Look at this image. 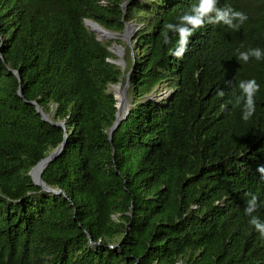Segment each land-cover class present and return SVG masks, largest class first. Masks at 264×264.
Returning <instances> with one entry per match:
<instances>
[{
    "label": "trees",
    "instance_id": "16d2710c",
    "mask_svg": "<svg viewBox=\"0 0 264 264\" xmlns=\"http://www.w3.org/2000/svg\"><path fill=\"white\" fill-rule=\"evenodd\" d=\"M196 2L0 0V264H264V237L244 212L253 193L264 221V59L238 60L264 49V0H218L248 19L239 31L196 30L177 59L164 25ZM85 20L117 37L126 24L137 31L130 45L102 42ZM128 73V113L110 142L108 89ZM249 79L260 90L244 121L229 101ZM160 88L168 96L150 98ZM31 101L65 125L63 153L42 173L58 196L28 173L64 130Z\"/></svg>",
    "mask_w": 264,
    "mask_h": 264
},
{
    "label": "clouds",
    "instance_id": "9594fccd",
    "mask_svg": "<svg viewBox=\"0 0 264 264\" xmlns=\"http://www.w3.org/2000/svg\"><path fill=\"white\" fill-rule=\"evenodd\" d=\"M248 19V16L231 6L225 5L223 8L218 7V0H197L192 5L189 12L179 17L178 23H166L164 25L165 43H170L167 33L178 35V46L172 53L177 59H181L187 51L189 38L193 33L206 25L223 24L233 31H239L241 26ZM251 59L257 61L264 59V49L249 48L247 51H240L238 60L248 63ZM239 95H234L233 100L229 101L233 107L242 106V120L248 121L255 114V97L260 90V85L255 79L242 80L238 84ZM224 96L223 91L217 93ZM256 171L264 178V165L257 167ZM249 199L246 201L244 209L245 215L250 217L249 224L264 237V221L257 215H254L262 206L259 198L253 193L246 194Z\"/></svg>",
    "mask_w": 264,
    "mask_h": 264
},
{
    "label": "water",
    "instance_id": "95a60500",
    "mask_svg": "<svg viewBox=\"0 0 264 264\" xmlns=\"http://www.w3.org/2000/svg\"><path fill=\"white\" fill-rule=\"evenodd\" d=\"M126 4V3H125ZM125 4H123V6H125ZM91 25L92 24V29H90L91 32L95 33L98 29V30H101L104 31L106 33V37L107 38H110L111 37V34L114 35L113 33H110L106 30H104L103 28H101L97 23L95 22H92V21H89V20H85L84 21V25L87 27L88 25ZM95 27V28H93ZM134 30H136V28L134 27V25H130V24H126L125 26V29H124V33L125 34H129L131 32H133ZM112 47L109 49L112 53H114L115 55L119 56V52H114L113 50H111ZM0 58L2 59L1 55H0ZM112 63L114 64H117V65H122L123 62L121 59L117 58L115 61H111ZM12 73L14 74V76L17 78L18 80V83L19 85L21 84V78L19 77V74L16 72V71H12ZM128 76H129V73L127 74V78H126V82H125V85L123 86V88L120 90V93H121V101H123L125 103V109H124V112H123V115H127L128 111H127V108H126V90L127 88L129 87V82H128ZM120 88V85H116V89L119 90ZM113 94V93H112ZM18 96L21 97L22 96V91L21 89L18 90ZM114 96V99L116 100V103H117V99H118V96L114 93L113 94ZM29 104L33 105L35 107V110L38 114H40L41 116V119L45 122H48L50 123L51 125H54V126H58V127H61L63 128L64 130V139L62 141V143L60 145H58L53 151H51L49 153V155H47L45 158L41 159L34 167L31 168V170L29 171L28 175L30 176L31 178V181L37 185V186H40L45 192L47 193H51L53 195H60L62 194V191L61 190H55V189H51L50 187H48L42 180V173L43 171L46 169V167L52 163L55 159H57L62 153H63V150H64V147H65V143H66V139H67V134H66V130H65V125L63 122H53L51 121L48 116L43 113L39 107V105L35 102V101H31V102H28ZM116 107V113H115V121L114 123L112 124V126L110 127L109 129V141L111 142L112 140V134L113 132L116 130V128L119 126L120 122H121V119H122V116L121 114L119 113L118 109H117V105H115ZM180 264V263H179Z\"/></svg>",
    "mask_w": 264,
    "mask_h": 264
},
{
    "label": "rangeland",
    "instance_id": "374dc122",
    "mask_svg": "<svg viewBox=\"0 0 264 264\" xmlns=\"http://www.w3.org/2000/svg\"><path fill=\"white\" fill-rule=\"evenodd\" d=\"M130 25H133V24H130ZM134 27H135V25H134ZM87 28H88V30L90 31V29H92V25H88L87 26ZM136 28V27H135ZM137 31V28H136V30H134L133 32H131V33H129V34H125V33H123V35L121 36V37H117V36H115V35H112L111 34V37L110 38H107V37H105V38H102L97 32H95V33H93L95 36H96V38L99 40V41H102V42H104V41H114L115 39H117V38H120L122 41H124V42H126L128 45H130V41L133 39V37H134V33ZM105 33V32H104ZM106 34V33H105ZM112 49L111 50H113L114 52H119V56H117V58H119V59H121L122 60V58H123V55H124V51H123V48H122V46L121 45H116V44H112ZM122 62H123V60H122ZM122 66H123V64H122ZM123 88V87H122ZM121 88V86H120V88H119V90H117L116 89V85H111L110 87H109V91L111 92V93H115L117 96H118V93H120V90L122 89ZM118 92V93H117ZM170 93V91L169 90H165V89H159V92H156V93H154V94H152L151 96H150V98H153V99H155V100H161V99H164V98H166L167 96H168V94ZM120 96H121V93H120ZM122 99L120 98H118L117 99V106H118V108H119V113L121 114V116L123 115V112H124V109H125V103L123 102V101H121ZM122 111V112H121Z\"/></svg>",
    "mask_w": 264,
    "mask_h": 264
},
{
    "label": "bare ground",
    "instance_id": "6f19581e",
    "mask_svg": "<svg viewBox=\"0 0 264 264\" xmlns=\"http://www.w3.org/2000/svg\"><path fill=\"white\" fill-rule=\"evenodd\" d=\"M92 25V24H91ZM93 28H95V27H93ZM97 31V33L102 37V38H105L106 37V34L104 33V31H102V29L101 30H98V29H96ZM118 93V92H117ZM118 98L120 99L121 98V96H120V93H118ZM118 107V106H117ZM118 109V111H119V108H117ZM122 112V111H121Z\"/></svg>",
    "mask_w": 264,
    "mask_h": 264
}]
</instances>
